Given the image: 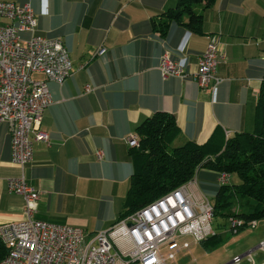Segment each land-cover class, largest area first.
<instances>
[{
    "label": "crops",
    "instance_id": "0c3cea01",
    "mask_svg": "<svg viewBox=\"0 0 264 264\" xmlns=\"http://www.w3.org/2000/svg\"><path fill=\"white\" fill-rule=\"evenodd\" d=\"M11 1L31 3L38 31L61 38L73 64L62 82L47 79L53 100L44 110L42 128L49 143L36 141L34 157L24 167L27 181L40 190L36 218L81 226L86 236L117 222L134 170L126 137L156 111L176 116L178 144L203 143L217 126L227 134L255 129L264 77V0L198 3L203 32L175 21L166 34L154 21L178 0ZM7 22L0 16V24ZM212 35L220 36L225 52L217 68L222 80L203 88L193 72ZM166 51L191 75L163 76L159 65ZM33 75L45 78L41 72ZM11 159L9 125L2 121L0 227L23 215V195L7 187V178L22 172ZM198 175L197 188L206 186L215 194L217 173L202 169ZM262 242L264 222L252 241L230 254L231 261L253 249L254 262H262L253 254L257 248L264 251Z\"/></svg>",
    "mask_w": 264,
    "mask_h": 264
},
{
    "label": "built area",
    "instance_id": "2783aa9c",
    "mask_svg": "<svg viewBox=\"0 0 264 264\" xmlns=\"http://www.w3.org/2000/svg\"><path fill=\"white\" fill-rule=\"evenodd\" d=\"M0 16L9 19L0 24V122L9 125L11 160L22 171L7 178V187L24 197L22 217L0 227V238L8 248L0 264H167L192 241L183 239L175 250L168 251L163 249L165 244L187 234L198 243L214 234L213 200L197 188V173L89 238L81 226L35 217L40 190L27 181L24 167L34 157L36 141L49 143V134L42 128L44 110L53 100L47 79L62 82L73 64L61 38L38 31L36 13L29 1L0 0ZM23 32L29 35L25 37ZM224 57L220 36L212 35L193 72L201 87L214 88L222 80L217 68ZM159 68L163 76L191 75L168 51ZM36 72L44 73L45 78H36ZM90 88L87 84L86 89ZM126 141L131 147L138 146V132L130 133ZM97 154L101 157L102 151ZM230 178V172L222 171L217 176L218 184L229 183ZM230 221L234 232L245 224L239 216H231ZM257 223L256 218L246 221L253 227ZM260 247L264 249V242ZM155 252H164L165 263L156 261ZM247 256L252 259V252ZM241 259L235 256L234 264ZM252 262L264 264V260Z\"/></svg>",
    "mask_w": 264,
    "mask_h": 264
},
{
    "label": "trees",
    "instance_id": "16d2710c",
    "mask_svg": "<svg viewBox=\"0 0 264 264\" xmlns=\"http://www.w3.org/2000/svg\"><path fill=\"white\" fill-rule=\"evenodd\" d=\"M216 0H178L164 17L154 21L161 33L166 34L172 22H182L196 32H203L202 14L196 5L204 2L213 5ZM188 21L183 22V16ZM140 144L131 147L134 170L130 186L118 220L129 216L165 192L191 179L202 169L217 173H237L238 183L218 185L214 197V221L216 232L200 243L211 248L223 241L225 220L239 216L246 221L264 218V77L261 83L256 112L255 129L227 134L217 126L203 143L189 139L171 146L181 132L172 112L159 110L147 116L137 126ZM117 220V221H118ZM8 251L0 238V259Z\"/></svg>",
    "mask_w": 264,
    "mask_h": 264
},
{
    "label": "rangeland",
    "instance_id": "374dc122",
    "mask_svg": "<svg viewBox=\"0 0 264 264\" xmlns=\"http://www.w3.org/2000/svg\"><path fill=\"white\" fill-rule=\"evenodd\" d=\"M175 145H178V142L174 140L171 146ZM198 178L199 175L197 174V180H199ZM239 181L240 177L238 176V174L231 173L230 182L238 183ZM203 187L204 188L201 187V189L204 191V193L213 198L215 195L214 191L210 188H206V186ZM258 222L259 225L257 227L247 225L246 227L240 229L238 232H234L231 229V221L229 219L227 221L225 220V226L220 229L221 231H223L224 239L219 245L211 248L204 247L200 242L195 243L192 239V236L189 234L181 236L177 239L176 242L173 241L171 243L165 244L163 248L164 251L175 250L182 243L183 239L192 241V245L189 248H181L180 251L176 254V258L174 260L169 259L167 261V264H226L233 259L230 254H233V252L242 244H247L255 238V234L264 222V218L259 219ZM213 226H217V221L213 223ZM87 237L89 238V236ZM162 253L164 254V252ZM253 254L256 257L257 262H260L264 259V256L258 257V254L264 255V251L260 248L255 249L253 251ZM229 256L230 258H227ZM223 257L227 259L225 260V262L219 263V261ZM247 262L248 256L245 255L243 256L242 261L239 264H247ZM231 264H234V262H232Z\"/></svg>",
    "mask_w": 264,
    "mask_h": 264
},
{
    "label": "bare ground",
    "instance_id": "6f19581e",
    "mask_svg": "<svg viewBox=\"0 0 264 264\" xmlns=\"http://www.w3.org/2000/svg\"><path fill=\"white\" fill-rule=\"evenodd\" d=\"M155 259L158 263H165V256L162 252H155Z\"/></svg>",
    "mask_w": 264,
    "mask_h": 264
},
{
    "label": "water",
    "instance_id": "95a60500",
    "mask_svg": "<svg viewBox=\"0 0 264 264\" xmlns=\"http://www.w3.org/2000/svg\"><path fill=\"white\" fill-rule=\"evenodd\" d=\"M253 250V249H252ZM252 250H248V251H246V252H244L241 256L243 257V256H245V255H247L249 252H251ZM233 261H230V262H228V263H226V264H231Z\"/></svg>",
    "mask_w": 264,
    "mask_h": 264
}]
</instances>
